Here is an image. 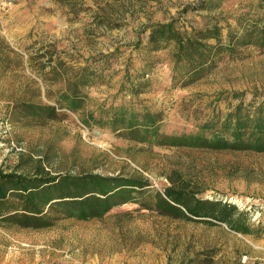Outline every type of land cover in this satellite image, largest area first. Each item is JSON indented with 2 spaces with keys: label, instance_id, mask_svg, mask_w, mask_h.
Here are the masks:
<instances>
[{
  "label": "rangeland",
  "instance_id": "374dc122",
  "mask_svg": "<svg viewBox=\"0 0 264 264\" xmlns=\"http://www.w3.org/2000/svg\"><path fill=\"white\" fill-rule=\"evenodd\" d=\"M198 1L0 0V37L25 58L52 51L76 69L88 57L117 51L119 56L102 70L104 81L86 88L92 109L116 93L127 59L138 67V53L128 44L145 37L142 28L178 16L200 25V14L206 12L183 13ZM210 14L228 23L241 16L244 23L259 21L261 27L264 0H220ZM160 54L162 62L148 77L150 89L139 98L162 111L168 133L220 121L239 103L253 109L264 102V47H243L236 59L220 61L202 79L175 88L168 56ZM26 75L40 81L26 65L17 74L0 77V169L30 167L37 161L51 173L122 175L144 179L159 191L170 184L168 176L177 174L204 197L246 209L251 222L264 226V153L142 149L144 145L110 131L89 130L71 112L45 125L26 123L10 114ZM40 100L48 101L44 96ZM0 264H264V232L245 235L223 223L172 219L124 204L99 219H64L46 229L0 226Z\"/></svg>",
  "mask_w": 264,
  "mask_h": 264
},
{
  "label": "trees",
  "instance_id": "16d2710c",
  "mask_svg": "<svg viewBox=\"0 0 264 264\" xmlns=\"http://www.w3.org/2000/svg\"><path fill=\"white\" fill-rule=\"evenodd\" d=\"M219 5L220 0H200L184 8L183 13L206 12L200 14V25L181 21L178 16L144 26L140 33L145 37L128 44L138 53V67L133 68L127 59L116 93L97 102L92 109L87 107L90 98L86 88L104 81L102 70L119 56L117 51L88 57L76 69L54 57L52 51L25 58L0 37V77L17 74L26 65L40 80L24 76L21 98L12 102L10 114L26 123L45 125L61 121L71 112L89 130L110 131L144 145L142 149L165 146L264 153V102L248 110L239 103L220 121L206 120L195 130L168 133L163 127L162 111L153 110L139 98L150 89L148 77L155 64L163 60L160 53L168 56L171 86L175 88L202 79L220 61L236 59L243 47H264V25L259 27V21L244 23L241 16L234 23H228L226 18L221 20L210 14ZM32 61L37 64L35 68ZM95 63L102 66L97 69ZM41 96L48 101L40 100ZM34 98L38 100L33 101ZM15 167L10 171L0 169L1 227L46 229L64 219H99L116 206L135 204L172 219L223 223L240 234L264 232L259 221L251 222L253 215L248 210L204 197L177 174L168 176L170 184L159 191L144 179L128 176L51 173L37 161L30 167ZM18 168L22 170L17 171Z\"/></svg>",
  "mask_w": 264,
  "mask_h": 264
}]
</instances>
